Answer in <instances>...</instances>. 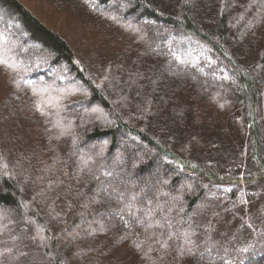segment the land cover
Returning a JSON list of instances; mask_svg holds the SVG:
<instances>
[{
    "label": "trees",
    "instance_id": "trees-1",
    "mask_svg": "<svg viewBox=\"0 0 264 264\" xmlns=\"http://www.w3.org/2000/svg\"><path fill=\"white\" fill-rule=\"evenodd\" d=\"M124 1L45 0L77 56L0 0V264H264L220 237L264 197V0Z\"/></svg>",
    "mask_w": 264,
    "mask_h": 264
},
{
    "label": "rangeland",
    "instance_id": "rangeland-1",
    "mask_svg": "<svg viewBox=\"0 0 264 264\" xmlns=\"http://www.w3.org/2000/svg\"><path fill=\"white\" fill-rule=\"evenodd\" d=\"M29 11H31L34 15H36L39 20L46 25L48 28L58 32L63 38H65L71 45L73 51L77 56H83L85 54H90L92 52V47L88 45L94 44L99 41L100 37H95L91 34L87 29L83 28L79 24H74L71 19H68L67 15L61 11H57L58 9H54L53 6L48 5L45 0H19ZM121 5V12H119L120 18H125L122 16V12L129 9L132 6L131 1L124 0H115ZM128 19H134L135 16L126 17ZM8 25V24H7ZM17 35L25 37V34L22 33V28L19 25H16ZM89 40H92L89 42ZM8 69V68H7ZM7 69L0 68V99L2 100L3 94L10 89V85L12 84L8 81L9 77L7 76ZM5 86V87H4ZM2 103V102H1ZM0 103V107H1ZM126 139L124 135L119 137V140ZM89 145V144H88ZM87 145V148H88ZM86 147V146H85ZM137 147L134 150V153L145 150L144 148ZM146 151V150H145ZM135 155V154H134ZM158 169L159 171H164L165 169L161 166L158 167V163L155 165L154 170ZM173 167L172 170H174ZM172 170H168L171 172ZM147 174V177L150 176ZM143 185L146 184V181H141ZM147 196V193L145 194ZM237 213L241 216L234 218L230 224H227L225 227H221L224 232V235H221V240L226 241L228 243L222 244V251L232 254L235 260L238 253L241 252L245 242H248L249 239L253 238L255 235V231L264 230V197L259 198L258 200L250 203L246 209L238 208ZM246 214V223L243 224L242 218L245 217ZM228 215L226 217V221L228 220ZM247 224V225H246ZM221 241V242H222ZM244 244V245H243Z\"/></svg>",
    "mask_w": 264,
    "mask_h": 264
}]
</instances>
